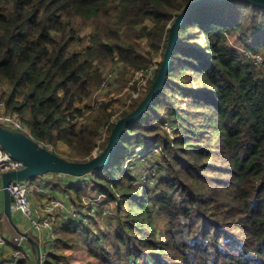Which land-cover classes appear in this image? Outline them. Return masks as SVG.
I'll return each instance as SVG.
<instances>
[{
  "label": "trees",
  "instance_id": "1",
  "mask_svg": "<svg viewBox=\"0 0 264 264\" xmlns=\"http://www.w3.org/2000/svg\"><path fill=\"white\" fill-rule=\"evenodd\" d=\"M190 1L0 0V101L37 142L66 145L69 160L91 158L106 146L115 114L110 101L94 106L98 67L119 63L132 76L155 55L163 58L169 25ZM79 22L91 26L88 35L76 29ZM229 35L264 59V8L214 3L179 27L162 90L127 125L110 164L85 175L95 191L117 199L122 249L101 248L95 263L83 264H264V74ZM85 50L98 66L89 73H82ZM156 74L117 119L140 103ZM167 119L176 127L172 138L163 129ZM103 128L107 137L98 144ZM155 144L165 152L167 175L139 194L127 160L135 146ZM82 227L57 230L56 251L41 264H75L69 252L83 249Z\"/></svg>",
  "mask_w": 264,
  "mask_h": 264
},
{
  "label": "built area",
  "instance_id": "2",
  "mask_svg": "<svg viewBox=\"0 0 264 264\" xmlns=\"http://www.w3.org/2000/svg\"><path fill=\"white\" fill-rule=\"evenodd\" d=\"M241 50L244 52V54L250 57L253 60V63L264 73V59L262 55L257 52L251 53L243 49ZM120 68L121 65L119 63H116L113 64L110 69L107 70L106 73H103L102 80L97 89L95 90L93 98L98 95L100 91L108 88L110 83L116 78V72L118 73ZM154 74L155 69L152 65L148 66L147 68L135 71V78H140L142 80L137 91H135L134 93L141 92L143 85L146 84L148 80L153 78ZM101 103L102 101L99 99V97L95 98V107H97ZM131 103L132 102L126 103V106L128 107ZM123 110L124 109H120L118 112H116L112 116L111 121L115 122L117 120V116H119V114ZM171 123H169L167 120L163 124L165 125L164 127L166 129L168 128L172 131L176 127L174 126V124ZM0 125L8 127L10 129L21 131L32 138L29 128L22 121L19 114L7 108L6 104L3 101H0ZM171 136H173V134H171ZM106 137L107 130L106 128H103L100 131L99 141L104 140ZM97 149L98 146L93 151V154ZM153 149L154 148L149 150L145 147H137L134 151L137 153L136 156H138V158H141L147 153V151H151ZM141 160L144 161V159ZM22 166L23 165L20 161L12 158L10 154L0 146V192L2 191L1 175L4 172L18 170L22 168ZM154 171L155 169L153 168L150 177L149 174H147L145 177V174L139 176V173H137L138 178L140 180V184H146L149 182V180L152 181L153 184ZM48 174H55L59 177L66 176L59 173ZM45 175L31 177L26 180H12L7 184V189L13 198V201L11 202V210L15 221H17V224L20 223V221L23 222V224H19V227L22 231L27 232L32 236L36 235L39 237V241L36 238L35 239L38 241V243H41V245L39 244L40 263L47 259L48 252L54 250L53 248L55 245V241L58 238L57 229L59 227L64 228L70 225L71 223L74 225H81L85 227L90 221L91 217L98 215V207L100 206L101 208L103 207V205L105 207V203L111 200L109 198L103 197L102 195H97L93 196L92 199L86 197V201L81 200V205H76V201L70 200L69 198L64 199L55 196H44V194H47V192H45V188L47 187L45 185L46 182L43 180ZM110 213V208L106 206V208H104L103 214L106 215ZM27 243H29L27 239L17 233L12 238L6 237L1 230L0 222V251H2L5 247H10L11 258L15 262L31 261L34 260L35 256L32 251L27 248ZM41 246H43L44 248L47 246L51 247L48 249H42Z\"/></svg>",
  "mask_w": 264,
  "mask_h": 264
},
{
  "label": "rangeland",
  "instance_id": "3",
  "mask_svg": "<svg viewBox=\"0 0 264 264\" xmlns=\"http://www.w3.org/2000/svg\"><path fill=\"white\" fill-rule=\"evenodd\" d=\"M146 23L150 25L149 21H147ZM76 29L80 31L81 35H88L91 30V26L89 24H82L81 22H79L78 25L76 26ZM228 42L230 45L235 46L238 49H241V47L239 46V44L237 43V40L235 39L233 35L228 36ZM84 54H85V57H87V64H86V68L83 70L82 73H89L91 72V68H90L91 65H95L96 67L98 66L95 64L96 62H94V56L92 53L85 50ZM161 61H162V56L160 54H157L154 56L153 62L150 64L155 69V74L158 68V64ZM111 66H112L111 64H108L105 66H99L98 68L103 74V73H106L107 70L110 69ZM141 80L142 79L140 78L136 79L134 76V73L131 76L130 73L128 74L124 72L121 67L118 73L116 72V78L110 83L108 88L100 91V93H98V95H96L94 98L99 97L102 103L105 101H110L111 104H110L109 110H112L116 113L120 109H125L127 107L126 103L133 102L135 99L141 97L145 93L148 87V83L152 80V78L148 80L146 84L143 85L141 92L134 93L135 91H137L138 87L140 86ZM92 102H93V98L90 100H86L84 104H91ZM167 120L169 123H171V120L170 121L169 119ZM164 126L165 125L163 124V129L167 132L168 135H171L175 132L176 128L172 131L167 128L170 131L169 132ZM170 137L172 138L173 136H170ZM103 141H105V139L100 140L99 143ZM46 147L65 158H68V155L70 153V150L67 148V146L62 143H58L57 147H53L51 145H46ZM137 147H142V146H135L134 149H136ZM170 147H172V145H170ZM155 149H157L158 151ZM101 150L102 148L100 149L98 148L94 152L93 155L94 156L97 155L98 153L101 152ZM136 155L137 153L134 151V155L127 160V164L129 168L136 173V177L134 179L133 185L136 188V190L139 192V194H142V191L144 189L154 188L157 185L159 178L165 177L167 175V172L165 170V162L163 159L165 156V152L160 145L155 144L154 149L151 151H147V153L141 158L140 157L138 158V156ZM141 159H144V161H142ZM151 168L155 169L154 175H153L154 177L153 184H152V181L150 180L146 184L145 183L140 184V180L138 178L137 173H139V176H141L142 174H145V177L147 174H149V177H150L152 174ZM89 177L90 176L87 175V176H83L79 178L72 177V176H63V177L55 178L54 175L47 174L44 180H46L47 182L48 180H50L53 183H55L54 185L50 186V189H51L50 191L59 192L60 194H63L65 196L67 195L70 200L76 201L75 204L79 205L81 200L82 201L87 200L86 197L92 199L93 196L101 195L98 191H95L93 189L92 185L90 184ZM62 187L64 188L71 187L70 189L73 188L72 190L73 192H71L73 193V195H69V193H67ZM77 189H78V194L80 195L79 198L76 196V193H74V191H76ZM59 196L60 195L58 196L55 195V197H59ZM111 200L105 203L106 206L110 208L111 210L110 214L104 215L103 211H104V208H106V206L104 207L103 205V207L101 208L99 206L98 215L91 217L88 224L85 227H82V229L86 228L90 230L89 235H86V233H84L82 229H79V231L77 232V237L79 241L81 242L83 249L80 250L79 252H74L75 251L74 249H70L71 252L69 253H71V261L74 262L75 264H83V263H87L88 261H93L95 263L96 255H99V253H101L100 252L101 248H103L104 251L111 253V254L114 251H116V249H122L121 244L116 240L114 222H113V218L115 216L114 209H115V206L118 204V201L117 199L116 200L111 199ZM59 229L60 227L57 230ZM50 247L51 246H47L44 248L43 246H41L42 249H48ZM53 249L54 251H56V245H54ZM32 262L34 263L33 260ZM34 264H37L36 259H35Z\"/></svg>",
  "mask_w": 264,
  "mask_h": 264
},
{
  "label": "water",
  "instance_id": "4",
  "mask_svg": "<svg viewBox=\"0 0 264 264\" xmlns=\"http://www.w3.org/2000/svg\"><path fill=\"white\" fill-rule=\"evenodd\" d=\"M229 1L247 2L264 8V0H192L188 2L175 17L171 25H169L167 46L149 91L131 112L126 116L118 118L114 122L106 146L97 155H93L85 161L69 160L48 149L25 133L0 125V146L5 149L12 158L20 161L23 165L22 168L18 170L4 172L1 175L3 214L7 223L14 231L26 238L34 247L37 264H41L39 243L31 234L22 231L16 223L11 210L13 198L7 189V184L12 180H26L48 173H59L79 178L91 171L107 167L118 149L121 137L127 125L141 117L162 90L166 75L170 68L173 49L177 45L179 27L196 9L214 3ZM2 262L16 264L12 258L5 259Z\"/></svg>",
  "mask_w": 264,
  "mask_h": 264
},
{
  "label": "crops",
  "instance_id": "5",
  "mask_svg": "<svg viewBox=\"0 0 264 264\" xmlns=\"http://www.w3.org/2000/svg\"><path fill=\"white\" fill-rule=\"evenodd\" d=\"M52 175H54L55 176V178H59V176H57V175H55V174H52ZM46 176V175H45ZM45 178V177H44ZM40 180V179H39ZM44 180V179H43ZM42 180V181H43ZM45 182H46V188H45V192H47V194L45 195L44 194V196H58V195H60L59 197H61V198H64V199H68V196L66 195H63V194H60L59 192H53V191H50L51 189H50V186L51 185H54L55 183H53L52 181H50V180H48V182L46 181V180H44ZM57 184V183H56ZM49 185V186H48ZM59 186V185H58ZM52 188V187H51ZM55 189V188H54ZM58 194V195H57ZM3 199H2V192H0V222H1V230H2V232H3V234L6 236V237H8V238H12L15 234H16V232L14 231V229L7 223V220H6V218H5V216H4V214H3V201H2ZM16 223H17V221H16ZM19 224L21 225V224H23V222L22 221H20V223H18V226H19ZM65 228V227H64ZM34 238H36L38 241H39V237L38 236H36V235H34L33 236ZM39 244L41 245V243L39 242ZM27 248L29 249V250H31L32 251V253L34 254V263H35V259H36V255H35V251H34V247L30 244V243H27ZM8 258H11V249H10V247H5V248H3V250L2 251H0V264H10V263H7V262H2V261H4L5 259H8ZM33 262H32V260L31 261H27L26 262V264H34Z\"/></svg>",
  "mask_w": 264,
  "mask_h": 264
}]
</instances>
